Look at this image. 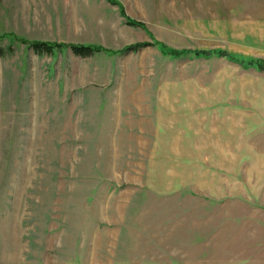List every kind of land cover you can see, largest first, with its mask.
<instances>
[{
	"label": "rangeland",
	"instance_id": "374dc122",
	"mask_svg": "<svg viewBox=\"0 0 264 264\" xmlns=\"http://www.w3.org/2000/svg\"><path fill=\"white\" fill-rule=\"evenodd\" d=\"M0 264H264V0H0Z\"/></svg>",
	"mask_w": 264,
	"mask_h": 264
},
{
	"label": "trees",
	"instance_id": "16d2710c",
	"mask_svg": "<svg viewBox=\"0 0 264 264\" xmlns=\"http://www.w3.org/2000/svg\"><path fill=\"white\" fill-rule=\"evenodd\" d=\"M126 23L130 25H139L137 22L127 19ZM141 25V24H140ZM26 45L35 53V54H51L53 51L60 49L63 45L62 44H56V43H49L45 41H33V42H26ZM142 43H135L126 46L121 51H134L138 49L139 47L143 46ZM67 48L71 51L72 54L80 57L88 56L97 51L98 49L86 46V45H76V44H69L67 45ZM162 53L164 49H159ZM164 53H171L170 51H164Z\"/></svg>",
	"mask_w": 264,
	"mask_h": 264
}]
</instances>
